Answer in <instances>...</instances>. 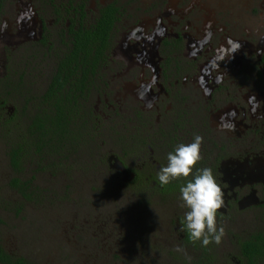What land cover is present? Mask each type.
Instances as JSON below:
<instances>
[{
	"label": "rangeland",
	"instance_id": "1",
	"mask_svg": "<svg viewBox=\"0 0 264 264\" xmlns=\"http://www.w3.org/2000/svg\"><path fill=\"white\" fill-rule=\"evenodd\" d=\"M110 1L113 0H89V15L98 3ZM56 2L64 3V0ZM117 2L125 10L117 30L114 55L122 60L123 67L117 76H110V85L115 100H121L118 104L122 109L129 108L131 97L140 92L126 68L131 65L132 76H136L140 65L146 62L142 59L148 53L145 38L150 36L157 16L154 0ZM180 3V0H167L162 20L178 21V29L182 28L188 35L186 55L194 58L198 55L199 67L205 74L210 68H222V63H226V68L231 67L230 72H235L233 65L250 70L251 77L246 75L244 85L240 86L239 105L245 110L247 120L256 125L264 122L261 97L264 83L259 81L260 85H255L252 80L258 68L256 55L264 47V0H195L191 4L193 8L186 12H182ZM38 9L54 28L52 10L48 6L44 9L41 0H4L0 21V103L3 98L6 100L0 108V245L3 249L31 264H242L238 243L257 231L264 232V219L259 218L260 212L252 205L257 195L243 200L250 191L253 176L244 172L245 167L235 158L236 154L219 163L222 178L219 184L225 203L217 212V227H224L225 236L220 244L211 243L207 247L187 238L184 215L188 209L182 206L180 196L162 199L151 182L138 188L129 182L131 173H126L124 165L118 162L122 149L126 150L121 145L124 131L107 129L106 133L104 128L101 138L105 142L100 143L101 149L94 154L86 151L72 157L67 162L69 168L65 162L58 170H40L39 163L45 165L46 161L37 159L25 161L22 173L11 167L9 149L24 131L31 107L17 116L15 111L22 106L23 99L4 96L3 79L10 75L17 80L19 74L23 75L22 91L30 96L43 91L53 66V50L33 44L41 37ZM176 12H182L180 20ZM213 31L218 32L213 39V51L205 56L206 41ZM227 32L235 38H230ZM234 104L229 102L222 108L230 120L231 112L237 109ZM98 108L97 105V111ZM117 135H121L120 142L115 140ZM140 153L131 154L135 165L130 169H140L136 165L141 163ZM31 176L34 195L26 200L11 186V181L15 177ZM241 180L250 185L241 189L238 187Z\"/></svg>",
	"mask_w": 264,
	"mask_h": 264
},
{
	"label": "flooded vegetation",
	"instance_id": "2",
	"mask_svg": "<svg viewBox=\"0 0 264 264\" xmlns=\"http://www.w3.org/2000/svg\"><path fill=\"white\" fill-rule=\"evenodd\" d=\"M194 1L180 0L179 6L183 7L182 12L192 9L191 4ZM88 2L89 0H64L62 5L67 8H70V5L77 4L83 6L86 15L83 19V25L86 27L96 21L101 8L105 6L113 4L117 7V12L109 33V45L104 52V61H100L96 72L89 78L90 82L86 86V90H88L86 99L79 98L78 115L76 116V122L78 123H76V126L86 125L87 132L84 133V137L88 139L89 143L82 146L78 156L86 151L89 154H94L95 150L98 152L101 149L100 143L105 142L101 138L104 128L105 132L107 129L111 132L114 129L124 131L125 135H122L121 145L123 148L126 147V150L122 149L123 152L119 157L120 159L118 158V162L122 163L121 166L124 165L126 173H131L129 182L133 184L132 179L135 177L136 171V169H130L134 164L133 155L131 154L141 152L140 158H138L141 163L140 165L136 163V165L140 168L138 170L146 174L145 184L148 185L151 182L153 188L156 185L155 191L161 196L159 198L170 199L174 196H180V192L177 190L171 193L161 192L159 190L160 185L157 182V173L161 167L167 165L169 152H173L176 146L181 143H191L196 135H200L203 137L201 145L202 159L193 169V174L182 181L186 183L188 180H192L197 169L207 167L212 169L213 175L220 183L222 178L219 174V163L236 154L235 158L242 162L245 167L244 172H250L253 176L250 191L244 195L243 200H246L249 195H257L258 198L254 199L252 203L255 204L252 205H254V209L260 212L259 218L264 219V122L256 125L254 122L247 120L245 110L241 108V104L239 105L240 86L244 85L246 75L249 74L250 70L247 69L246 71L243 69L244 67L233 65L235 72H230L231 67L226 68V63H222V68H210L209 74L208 72L205 74L204 70L199 67L201 65L198 55L195 58L186 55L188 35L184 34L182 28L178 29V21L162 20L165 12H162V10H164L167 0H154L156 10L154 12H156L157 20L154 22L150 36L146 38L141 36V39H147L148 44V53L142 58L146 62L140 65V71L136 76H132L133 68L131 65L126 68L127 72H131L130 76L133 77L131 82L137 83V91L140 90V92L131 97L129 108L123 106L121 109L118 104L121 100H115L116 94L115 91L113 93L110 85V76L114 74L117 76L123 67L122 60L116 59L114 49L117 30L121 27L119 23L125 9L117 0H113L103 4L98 3L90 16ZM43 7L46 8V6ZM70 11V16L78 22L79 17L73 15L72 9ZM180 13L176 12L175 14L179 15ZM51 15L54 17V28L47 24V16L41 15V10L38 9L41 29L39 40L43 35L44 22V25L52 33L55 30L56 32L66 31L65 29L70 23V20L64 17L59 19L57 24L56 16L53 12ZM180 17L181 15L178 17L179 20ZM213 32L214 34L209 35L206 41L208 53L206 52L205 56L213 51V39L216 38L218 33L217 31ZM247 34L249 35L248 32ZM228 35L232 39L235 38L230 36L229 33ZM54 36V47L57 51H52L53 66L51 72L55 66L57 56L61 51H65L67 47L71 46L69 42L60 43L59 37ZM221 38L220 35L217 45L220 43ZM39 40L33 44L40 46ZM225 52L229 53L228 50ZM246 53L251 54V51H246ZM31 58H33L32 54ZM256 58L258 68H255L252 75L254 79L252 78V80H254L255 85H260L258 84L259 81L264 83V47L260 53H257ZM155 60L156 64L153 65ZM27 64H31L30 59L27 60ZM23 65L27 66L25 63ZM197 75L199 77L195 78ZM249 76L251 77V74ZM194 81H196V84ZM261 97L264 99V94ZM229 102H235L234 106L237 108L231 112V120L227 118L226 114L228 113H224L222 110ZM262 103L264 107V100ZM97 105L99 107L98 111L96 110ZM106 123L111 124L112 127L105 126ZM117 136L115 140L120 142L121 135ZM154 153H156V156ZM155 159L158 162H154ZM163 159L165 163L162 161ZM150 172H154L157 180L149 177ZM178 184H180V181ZM247 185L250 184L245 183L244 180L238 182V187L241 189ZM246 202L247 204L250 203L249 200ZM184 229L187 232L186 227ZM259 233L264 234L263 231H257L256 234ZM189 240L193 242L190 238ZM195 244H192L193 248L196 247Z\"/></svg>",
	"mask_w": 264,
	"mask_h": 264
},
{
	"label": "trees",
	"instance_id": "3",
	"mask_svg": "<svg viewBox=\"0 0 264 264\" xmlns=\"http://www.w3.org/2000/svg\"><path fill=\"white\" fill-rule=\"evenodd\" d=\"M43 6H49L59 19L67 17L70 20L66 31L52 33L43 24V35L39 40L40 48L47 51L55 50L54 35L59 37V42H69L71 46L57 56L53 71L49 75V80L42 92L37 94L23 93V75H18L17 80L13 76L6 75L1 84L4 89V96L14 99L22 98V106L18 107L15 114L26 113L27 121L24 131H21L17 142L10 147L9 157L11 167L18 173H22L23 164L27 160L37 159L39 162L46 161V164L39 163L40 170L59 169L66 165L74 156H78L84 144L89 143L84 137L87 132L86 125L77 127L76 116L78 115L79 98L86 99L88 90L86 86L90 82L89 78L94 75L100 61H104V52L109 45V33L115 20L117 7L113 4L101 8L99 17L88 27L83 25L86 17L84 7L70 5L64 7L56 0H41ZM73 10L79 21L70 16ZM4 11V0H0V18ZM56 24V25H57ZM66 33V36H65ZM67 40V41H65ZM60 48V47H59ZM84 95V96H83ZM2 99V98H1ZM6 100L2 99L0 108L4 107ZM29 106V107H28ZM85 111V110H84ZM15 115L11 117V120ZM17 124V123H16ZM80 128V129H79ZM83 137V138H81ZM96 144V143H95ZM75 159V158H73ZM63 164V165H62ZM70 167V166H69ZM68 167V168H69ZM63 168V169H66ZM70 170V169H69ZM146 174L143 171H135L133 184L138 188L146 185ZM149 177L157 180L154 172L149 173ZM34 177L22 179L15 177L11 181V186L26 199L33 197ZM149 178V179H151ZM181 177L172 180L169 184L161 186L159 190L164 193L179 191L186 183ZM179 183L180 181V184ZM32 189V190H31ZM187 238L190 234L187 231ZM242 264H264V234L251 235L239 241ZM0 264H31L23 257L11 256L0 245Z\"/></svg>",
	"mask_w": 264,
	"mask_h": 264
},
{
	"label": "clouds",
	"instance_id": "4",
	"mask_svg": "<svg viewBox=\"0 0 264 264\" xmlns=\"http://www.w3.org/2000/svg\"><path fill=\"white\" fill-rule=\"evenodd\" d=\"M203 137L196 135L191 143H181L167 155V165L157 173L161 186L172 180L193 174V169L202 159ZM180 199L188 211L184 224L193 242L200 241L207 247L211 243L220 244L225 236L223 226L217 227V212L224 207V192L211 168L197 169L192 180L180 188ZM177 251H181L177 248Z\"/></svg>",
	"mask_w": 264,
	"mask_h": 264
}]
</instances>
